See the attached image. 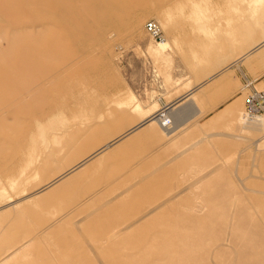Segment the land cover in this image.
<instances>
[{
    "label": "rangeland",
    "instance_id": "obj_1",
    "mask_svg": "<svg viewBox=\"0 0 264 264\" xmlns=\"http://www.w3.org/2000/svg\"><path fill=\"white\" fill-rule=\"evenodd\" d=\"M243 7L247 4L240 0H0V259L9 255L7 264H264V141L248 142L237 169L233 163L230 172L189 188L173 204L177 209L161 213V222L188 225L103 228L97 236L71 237L87 241L59 242L30 234L33 224L48 219L37 222L32 203L19 201L36 189L19 193L33 171L30 166L19 174L30 151L38 154L42 179L50 153L54 163L63 142L86 140L88 121L107 134L103 142L111 132L120 133L112 130V112L117 120L128 109L118 99L131 90L129 76L133 82L141 74L134 61L153 60L155 79H166L165 71L173 69L168 65L176 63L192 73L204 67L188 42L197 30L175 28L176 12L208 10L215 20ZM242 13L241 19L231 16V28L242 21L264 24V15ZM151 19L171 42L164 53L155 52L158 44L145 29ZM263 37L207 71L227 65ZM53 115L47 140L24 142L37 121ZM244 122L264 129V114L245 116Z\"/></svg>",
    "mask_w": 264,
    "mask_h": 264
},
{
    "label": "crops",
    "instance_id": "obj_2",
    "mask_svg": "<svg viewBox=\"0 0 264 264\" xmlns=\"http://www.w3.org/2000/svg\"><path fill=\"white\" fill-rule=\"evenodd\" d=\"M240 1L247 7L229 10V18L219 15L213 20L208 10L175 13V28L190 25L197 30L188 42L193 58L204 67L192 73L176 63L168 65L173 69L165 71L166 79H155L153 60L134 61L141 74L133 82L129 76L131 90L118 99L128 109L117 120L112 112V130L120 133L111 132L103 142L107 134L88 121L86 140L63 142L54 163L50 153L41 180L37 178L41 168L35 165L38 154L30 151L19 174L30 166L33 171L23 179L19 193L36 189L19 201L32 203L31 217L37 222L48 219L32 225L33 237L47 234L59 242L87 241L71 237L97 236L103 228L188 225L161 222L165 220L161 213L177 209L173 204L189 188L217 172H230L233 163L237 169L248 142L264 141L263 127L244 122L247 97L253 90H264V37L227 65L207 71L259 34L264 36L262 23L242 21L237 28L230 27L233 15L240 19L242 12L264 15V0ZM224 11L228 12H218ZM157 44L158 54L171 46L166 37ZM166 116L172 121L163 126ZM54 118L37 121L24 142L36 145L47 140Z\"/></svg>",
    "mask_w": 264,
    "mask_h": 264
},
{
    "label": "built area",
    "instance_id": "obj_3",
    "mask_svg": "<svg viewBox=\"0 0 264 264\" xmlns=\"http://www.w3.org/2000/svg\"><path fill=\"white\" fill-rule=\"evenodd\" d=\"M145 29L149 36L155 41L164 40V32L155 19H151L145 23ZM244 112L248 116H259L264 114V90H253L247 97ZM163 113H161L162 116ZM165 125L170 123L167 118L163 122Z\"/></svg>",
    "mask_w": 264,
    "mask_h": 264
},
{
    "label": "bare ground",
    "instance_id": "obj_4",
    "mask_svg": "<svg viewBox=\"0 0 264 264\" xmlns=\"http://www.w3.org/2000/svg\"><path fill=\"white\" fill-rule=\"evenodd\" d=\"M157 21V20H156ZM158 22V21H157ZM158 24L161 26V24H160V22H158ZM161 28H162V26H161ZM163 29V28H162ZM153 39V38H152ZM154 40V39H153ZM163 41H165V36H164V40H162V41H156L157 43H159V42H163ZM1 58H3L2 56H1ZM246 114V113H245ZM246 116H248L247 114H246ZM248 117H250V116H248ZM252 117V116H251ZM254 117V116H253ZM169 119L170 120V123H171V121H172V119L170 118V117H168V116H166V117H164L163 118V120L161 121V124L163 125V126H166V125H168V124H164L163 122H164V120H166V119ZM169 123V124H170ZM1 189V188H0ZM151 212V211H150ZM178 226V225H177ZM166 243H167V241H166ZM166 243H164L163 245H165ZM26 245H28V243L26 244ZM25 245V246H26ZM22 248V247H21ZM20 250V249H19ZM15 251H18V249L16 248L15 249ZM15 251H13V252H15ZM19 253V252H18ZM12 255V254H11ZM10 255V256H11ZM9 255H6V256H4L2 259H0V264H7V263H5L4 261H5V258H7ZM8 259V258H7ZM177 262V261H176ZM178 263V262H177Z\"/></svg>",
    "mask_w": 264,
    "mask_h": 264
}]
</instances>
